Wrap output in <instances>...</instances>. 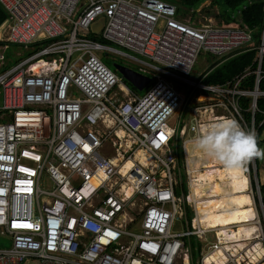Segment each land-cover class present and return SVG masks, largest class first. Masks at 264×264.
I'll use <instances>...</instances> for the list:
<instances>
[{
	"label": "built area",
	"instance_id": "1",
	"mask_svg": "<svg viewBox=\"0 0 264 264\" xmlns=\"http://www.w3.org/2000/svg\"><path fill=\"white\" fill-rule=\"evenodd\" d=\"M0 7L7 14L0 29V236L10 241L0 247V264H191L186 241L203 244L219 227L199 221L188 200L185 144L225 118L257 139L264 24L257 45L240 19L199 24L164 0H0ZM100 17L108 44L88 37ZM12 45L20 53L9 55ZM250 50L254 65L230 81L189 78L202 51L221 59ZM97 52L144 66L151 78L144 92L124 84ZM170 79L187 87L186 99ZM189 134L181 173L176 138ZM254 159L240 166L248 172ZM182 174L187 194L176 196ZM42 176L48 191L39 187ZM259 228L255 240L264 250ZM216 235L200 254L221 247L222 264H264Z\"/></svg>",
	"mask_w": 264,
	"mask_h": 264
},
{
	"label": "bare ground",
	"instance_id": "2",
	"mask_svg": "<svg viewBox=\"0 0 264 264\" xmlns=\"http://www.w3.org/2000/svg\"><path fill=\"white\" fill-rule=\"evenodd\" d=\"M193 142L194 140L185 144L188 169L192 177L188 200L195 202L198 220L209 228L219 227L223 240L228 244L225 248L232 247L237 252L238 248L247 247L248 241L253 242L245 252L250 262L256 261L261 258L264 250L259 240H254L258 234L254 222L256 212L252 199L246 192L247 174L245 175L241 166L227 169L217 161L203 157L195 150ZM136 157L143 162L150 161L143 151L137 152ZM200 167L205 169L199 170ZM232 224L237 225L233 228ZM223 254V248L218 247L217 251L206 256V263L222 264L225 260Z\"/></svg>",
	"mask_w": 264,
	"mask_h": 264
},
{
	"label": "trees",
	"instance_id": "3",
	"mask_svg": "<svg viewBox=\"0 0 264 264\" xmlns=\"http://www.w3.org/2000/svg\"><path fill=\"white\" fill-rule=\"evenodd\" d=\"M168 1L169 3H172L177 7L178 13H180L181 16H184L190 12V19L193 20L192 17L195 14V10L206 0ZM208 7L212 10V17L221 20L222 22H230L232 20L240 19L243 24H245L249 29L252 30V34L256 41V44H260L262 28L264 24V0H210ZM6 20V11L0 7V28L6 22ZM88 37L94 40H98L101 43L108 44L99 35H94L89 32ZM256 52V50H250L240 53L235 52L228 57L221 59L217 58V61L203 73V83L223 84L227 81H230L234 76L243 72L245 68L254 65L253 61L255 59ZM252 84L253 76H250L248 77L246 86L252 87ZM261 87L264 88V82ZM132 89L135 90L133 87ZM257 106L258 110L264 111V99H259L257 102ZM261 118L262 116L258 113L257 119L260 120ZM259 133H264V122L258 129V134ZM256 171L257 177L259 178L258 169ZM259 190L264 211V182L259 181ZM182 192L186 193L185 181L183 179L181 183L175 187L176 196H180ZM186 212L188 217H190L191 213L188 207H186ZM188 243H190L191 248V264H195L196 260L199 258L200 244L197 239L194 238H191Z\"/></svg>",
	"mask_w": 264,
	"mask_h": 264
},
{
	"label": "rangeland",
	"instance_id": "4",
	"mask_svg": "<svg viewBox=\"0 0 264 264\" xmlns=\"http://www.w3.org/2000/svg\"><path fill=\"white\" fill-rule=\"evenodd\" d=\"M164 1H167L169 2L168 0H164ZM209 1L210 0H206L203 4H201L196 10H195V14L193 15V20L194 22L196 23H199V24H203V23H214V24H220L222 21L221 20H218V19H215L214 17H212L211 15V8L208 7V4H209ZM190 13V12H189ZM186 14L184 16H186L185 18H188L189 16H191L190 14ZM2 30H6V28H2ZM19 48L16 46V45H12V47H10L7 51V53L10 55L12 54L13 51H17ZM20 53V51H17ZM129 53V52H128ZM102 60L103 64L108 67L110 70H112L113 72L116 73V71L114 70L113 68V64L115 63H118V64H121L123 66H126L130 69H133L141 74H144V75H148L147 74V70L145 69L144 66L140 65L139 63H136V62H133V61H130L129 59H124L122 57H119L117 55H113V54H110V53H107L106 55H103L102 53H99L97 52L96 53ZM131 55H134L132 53H129ZM217 61V58L216 57H212V56H209L206 52H201L193 66V72L192 74L189 76L190 79H193V80H196L199 78L200 75H202L206 70H208L212 65L213 63H215ZM118 75V73H116ZM172 81V83L174 85H178V88H179V92L180 94L182 95V97L184 99H186L188 97V91L186 90L187 87H185L184 85H181V84H178V82L175 80V79H170ZM124 82V84H126L128 87L132 88V86L130 85V83H128L127 81L125 80H122ZM139 94H142L143 91L141 92H138ZM187 112V111H186ZM178 113L174 114L173 116H171L167 122V125L169 127H173L177 124L178 122ZM185 122L186 119H187V114L183 116ZM191 136L190 135H186V136H183L182 138H176V142H177V145H178V148H179V156H180V159H182V154H181V148H182V139L183 140H188ZM256 143H257V146L258 148L264 150V133H259L257 135V139H256ZM256 159H257V162L255 163L254 161L250 164V167L248 169V172H247V169H244V171L246 172L245 175L247 176L248 178V187H247V190L250 188H252V193L254 195V198L255 200L252 198V196H250V198L252 199V203L255 202V212L258 216V219L256 218V221L258 220V225H257V228L260 227V230L262 231L261 233V237L263 238V243H264V216L262 214V211H261V206L259 204V202L256 201V198H258V195L257 192H258V189L254 187L255 185V181L257 179V171H256V166H257V169H258V175H259V180H262L261 179V169H260V161H264V154H262L261 156H256ZM185 162L183 163V161L179 160V168L181 170V173H185V166H184ZM182 178L183 180L185 181V176L182 174ZM51 181L49 180L48 177L46 176H42L41 180H40V184H39V187L42 191H48L51 189ZM42 198H44V196H42ZM137 202V200H136ZM254 204V203H253ZM254 208V207H253ZM191 213V212H190ZM193 214V213H191ZM237 224H232L231 226H233V228L236 227ZM182 227V224L180 222H176L175 223V227H174V230H180ZM216 230L213 232V233H208L206 235V238L207 240H204V243L202 244V242L200 243V247H202L203 245V249L205 250V246H206V243L205 242H208L207 244H212L214 241H215V236H217L216 234L219 232V228H215ZM217 231V232H216ZM220 235V234H218ZM214 236V238H213ZM262 240H260L261 242ZM249 245L246 247L244 246L243 248H238L237 251L239 252H245L249 246H251V244H253V242H250L248 241ZM10 246V241H8L6 238H3L0 236V247L2 248H5V247H9ZM263 246V245H262ZM243 249V250H242ZM189 250H191V248L189 247ZM242 250V251H241ZM247 257H249L247 255ZM258 260V259H257ZM256 260V261H257ZM254 261V262H256ZM258 261H261V262H264V254L261 256V258H259Z\"/></svg>",
	"mask_w": 264,
	"mask_h": 264
},
{
	"label": "clouds",
	"instance_id": "5",
	"mask_svg": "<svg viewBox=\"0 0 264 264\" xmlns=\"http://www.w3.org/2000/svg\"><path fill=\"white\" fill-rule=\"evenodd\" d=\"M193 147L203 157L215 160L218 163L222 164L227 169L237 168L244 161L254 156H255L254 162L256 163L257 162L256 156H261L262 154H264V150L258 148L257 146L255 134L251 131H245L235 119H231V118H225L223 120L208 122L204 126H202L199 129L198 135L194 139ZM256 170H257V166H256ZM182 179L183 178L181 176V181ZM259 181L260 180L257 177L254 187L258 189L257 194L259 195L258 198H256V201L259 202L263 214L264 211L260 197ZM186 183L187 181L185 177V187H186ZM251 190L253 189L251 188ZM183 194L184 195L187 194V187H186V193ZM252 198L255 200L254 195ZM253 203H254L253 204L254 207L255 202ZM191 216H193V214L190 215L189 219L191 218ZM256 218H258L257 214H256ZM200 252H201V247H200ZM206 254H207L206 252H202V254L199 253V258L197 259L199 264H201L203 260L206 263ZM195 264H197V262Z\"/></svg>",
	"mask_w": 264,
	"mask_h": 264
},
{
	"label": "water",
	"instance_id": "6",
	"mask_svg": "<svg viewBox=\"0 0 264 264\" xmlns=\"http://www.w3.org/2000/svg\"><path fill=\"white\" fill-rule=\"evenodd\" d=\"M103 24H104V19L103 17H100L97 21L91 24L90 32L94 35H100ZM113 68L116 71V73H118L120 78L130 83V85L137 92L143 91L151 81V78L149 76L141 74L121 64L115 63L113 64Z\"/></svg>",
	"mask_w": 264,
	"mask_h": 264
},
{
	"label": "crops",
	"instance_id": "7",
	"mask_svg": "<svg viewBox=\"0 0 264 264\" xmlns=\"http://www.w3.org/2000/svg\"><path fill=\"white\" fill-rule=\"evenodd\" d=\"M1 29V28H0ZM106 55V54H105ZM123 58V57H122ZM124 59H126V58H124ZM131 61V60H130ZM132 89V88H131ZM146 89V88H145ZM144 89V90H145ZM133 90V89H132ZM143 90V91H144ZM134 91H136V90H134ZM137 92V91H136ZM138 93V92H137ZM139 94V93H138ZM105 154H107V155H111V150L110 149H108V151H106L105 152ZM260 169H261V179L262 180H260V182H264V161H260ZM182 227H183V225H182Z\"/></svg>",
	"mask_w": 264,
	"mask_h": 264
},
{
	"label": "flooded vegetation",
	"instance_id": "8",
	"mask_svg": "<svg viewBox=\"0 0 264 264\" xmlns=\"http://www.w3.org/2000/svg\"><path fill=\"white\" fill-rule=\"evenodd\" d=\"M191 136V134H189Z\"/></svg>",
	"mask_w": 264,
	"mask_h": 264
}]
</instances>
